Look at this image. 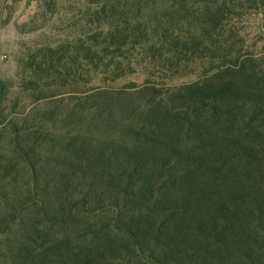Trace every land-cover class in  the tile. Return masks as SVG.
I'll list each match as a JSON object with an SVG mask.
<instances>
[{
	"label": "trees",
	"instance_id": "16d2710c",
	"mask_svg": "<svg viewBox=\"0 0 264 264\" xmlns=\"http://www.w3.org/2000/svg\"><path fill=\"white\" fill-rule=\"evenodd\" d=\"M93 1L0 111V264H264V56L233 33L264 0Z\"/></svg>",
	"mask_w": 264,
	"mask_h": 264
},
{
	"label": "rangeland",
	"instance_id": "374dc122",
	"mask_svg": "<svg viewBox=\"0 0 264 264\" xmlns=\"http://www.w3.org/2000/svg\"><path fill=\"white\" fill-rule=\"evenodd\" d=\"M160 9L165 0H152ZM96 7L93 0H0V111L11 120L26 113L33 105L32 98L22 85L30 76L25 66L28 57L37 56L39 50L56 47L78 37L82 31L93 29L86 24L87 11ZM236 42L254 57L264 56V5L257 10L240 12L233 22ZM38 53V54H37ZM191 71L163 82L167 87L192 83L200 77L201 65L191 66ZM111 85L120 88L129 83L143 84L148 79L144 66L133 67ZM100 76H93L91 86L100 85ZM44 103L41 101L39 104ZM0 151L9 153L10 133L2 129Z\"/></svg>",
	"mask_w": 264,
	"mask_h": 264
}]
</instances>
